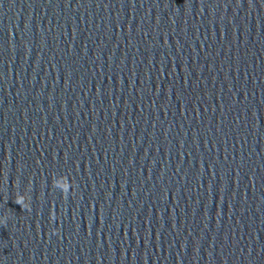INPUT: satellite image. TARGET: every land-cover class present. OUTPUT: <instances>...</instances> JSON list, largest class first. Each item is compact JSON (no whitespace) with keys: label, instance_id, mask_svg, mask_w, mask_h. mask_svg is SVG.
Listing matches in <instances>:
<instances>
[{"label":"clouds","instance_id":"obj_1","mask_svg":"<svg viewBox=\"0 0 264 264\" xmlns=\"http://www.w3.org/2000/svg\"><path fill=\"white\" fill-rule=\"evenodd\" d=\"M67 190V186H65V191H62L61 193L63 195H65V192ZM15 201L17 204H19L21 207H25V204H24V198L23 197H20V196H16L15 197Z\"/></svg>","mask_w":264,"mask_h":264}]
</instances>
